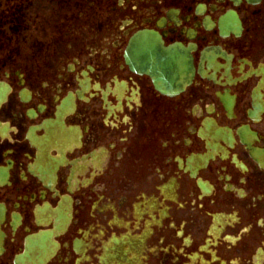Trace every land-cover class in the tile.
Returning <instances> with one entry per match:
<instances>
[{
    "label": "flooded vegetation",
    "instance_id": "af4514ba",
    "mask_svg": "<svg viewBox=\"0 0 264 264\" xmlns=\"http://www.w3.org/2000/svg\"><path fill=\"white\" fill-rule=\"evenodd\" d=\"M0 264H264V0H0Z\"/></svg>",
    "mask_w": 264,
    "mask_h": 264
},
{
    "label": "water",
    "instance_id": "95a60500",
    "mask_svg": "<svg viewBox=\"0 0 264 264\" xmlns=\"http://www.w3.org/2000/svg\"><path fill=\"white\" fill-rule=\"evenodd\" d=\"M139 51H140L139 39L137 38V39H134V41L132 43V46L130 48V53L135 56V55L139 54ZM145 53H151V52L146 51Z\"/></svg>",
    "mask_w": 264,
    "mask_h": 264
}]
</instances>
